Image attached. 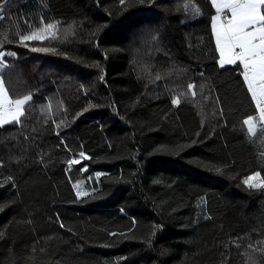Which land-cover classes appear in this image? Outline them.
<instances>
[{"label": "trees", "instance_id": "obj_1", "mask_svg": "<svg viewBox=\"0 0 264 264\" xmlns=\"http://www.w3.org/2000/svg\"><path fill=\"white\" fill-rule=\"evenodd\" d=\"M128 11L143 23L97 38L98 25L127 15L119 0H0V51L17 52L0 76L11 98L33 96L23 126L0 128V264H264V190L241 184L264 175V125L248 133L251 97L234 66L215 64L210 0ZM41 19L54 37L27 43L55 54L19 44ZM81 168L106 174L95 200L76 201Z\"/></svg>", "mask_w": 264, "mask_h": 264}, {"label": "snow or ice", "instance_id": "obj_2", "mask_svg": "<svg viewBox=\"0 0 264 264\" xmlns=\"http://www.w3.org/2000/svg\"><path fill=\"white\" fill-rule=\"evenodd\" d=\"M156 0H119V5L122 6L124 12L127 15L121 14L116 19H111L101 25H98L93 32V36L99 38L101 34L107 35L112 31H119L122 28L134 26L143 21L130 20V16H134L135 12H129L128 9H136L137 5H143L148 8L154 7ZM211 7L214 9L215 14L211 16V37L215 45V53L217 58L215 64L221 71L228 70L226 66H234L233 70L237 71V80L242 79V87L246 88L247 95L251 97V103L255 106V112L258 120L252 115H248L244 119L243 123L247 126L249 134L256 132L257 123L264 125V0H210ZM185 11L189 8L192 9L193 15L199 17L201 10L195 4H185ZM41 27L35 28V30L29 31L26 34L19 35V44L24 48H29L27 42L30 41H44L46 38L55 35L56 24L44 23L41 19ZM152 39L157 40L156 36ZM12 43L11 40L7 41ZM98 46V44H97ZM29 50L33 53H51L55 54L56 50L50 47H31ZM16 51H0V70H6L10 65L6 62V58H16ZM82 62V61H78ZM98 67V65H92ZM85 67H89L85 64ZM100 79L103 80V70ZM203 75V73H201ZM161 77L157 76L159 80ZM193 83H188L187 90L195 96L193 92ZM183 95V93H181ZM33 100L32 94L24 95L19 99L11 98L9 91L5 87V80L0 76V128L6 125L23 126V119L26 116V105H29ZM219 103V101H217ZM180 100L176 95L171 98V104L177 106ZM50 108V105L48 106ZM84 111H87L85 109ZM81 113H77L76 116H80ZM123 119V117H121ZM75 119V117H74ZM60 127V125H56ZM57 135L59 133L57 132ZM199 135V134H198ZM29 137H25V140ZM61 144H64V140L61 139ZM65 147H67L65 145ZM175 156H179V151L172 153ZM79 156L83 159H89L85 152H79ZM68 165L80 164L79 159H68ZM210 172H215L217 175H228L229 179H236V177L230 175L226 171V166L207 165ZM85 168H81L80 171H85ZM264 170V169H262ZM96 178H100L106 175L103 172L97 171L94 173ZM13 181L11 175L5 177V182ZM158 182V181H157ZM77 184L73 185L75 190L76 201H81L82 198H91L95 200L97 198L96 188H92L89 191L83 190L78 187ZM245 189L249 190L250 194L253 191L264 190V175L260 171L252 172L251 175H247L241 181ZM0 187H4V184L0 183ZM12 187L16 188V183H12ZM95 193V195H94ZM119 194V189H115L111 192L112 196ZM3 207H0V211H3ZM125 210L121 209L123 213ZM209 218V217H206ZM56 220L59 221L60 217L57 214ZM132 224L137 223L133 217ZM61 228L66 226L61 222ZM162 229L161 224H155L152 226L151 235L145 241L148 244L152 242V236L156 235V231ZM110 236H116V233H109ZM120 236H125L124 233H119ZM260 243H264L261 241ZM252 247V245H249ZM43 251V249H41ZM256 251L264 252V248H258ZM123 259V258H121ZM249 264H257L254 256L248 257Z\"/></svg>", "mask_w": 264, "mask_h": 264}, {"label": "rangeland", "instance_id": "obj_3", "mask_svg": "<svg viewBox=\"0 0 264 264\" xmlns=\"http://www.w3.org/2000/svg\"><path fill=\"white\" fill-rule=\"evenodd\" d=\"M70 168L71 167H68V171L70 170ZM73 176H74V178L71 179L72 186L74 184H77V182L79 181L80 183L77 186L80 187V188H82L83 190H86V191L91 190L92 183L94 182V180L97 179L95 177L94 173H90L86 177H83L81 175V171L80 170L79 171H74Z\"/></svg>", "mask_w": 264, "mask_h": 264}, {"label": "crops", "instance_id": "obj_4", "mask_svg": "<svg viewBox=\"0 0 264 264\" xmlns=\"http://www.w3.org/2000/svg\"><path fill=\"white\" fill-rule=\"evenodd\" d=\"M214 14H215V12H214Z\"/></svg>", "mask_w": 264, "mask_h": 264}]
</instances>
